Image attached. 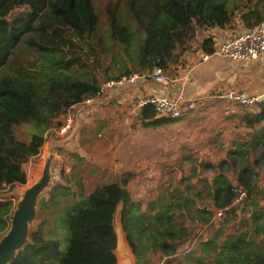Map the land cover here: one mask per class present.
Returning <instances> with one entry per match:
<instances>
[{"label": "trees", "instance_id": "trees-1", "mask_svg": "<svg viewBox=\"0 0 264 264\" xmlns=\"http://www.w3.org/2000/svg\"><path fill=\"white\" fill-rule=\"evenodd\" d=\"M93 3L0 0V191L26 184L24 165L39 155L45 134L60 130L67 112L84 99L97 96L106 81L134 72H159L168 77L199 33L233 28L236 15L245 29L264 21V0H240L230 8L225 0H116L115 5L105 8L109 32V40H105L97 32ZM196 49L212 55L215 43L204 37L194 52ZM107 57L110 64L102 67V59ZM252 108L253 112L236 116L248 130L242 136L247 139L232 142L226 159L217 165L219 174L211 180L198 178L193 186L185 187L184 192H193V199L178 188L168 189L142 210L139 203L132 202L126 180L97 185L86 193L83 177L89 172L87 162L66 154L69 161L62 176L67 186H56L40 204V225L30 235L33 245L19 253L12 264H116L113 219L119 205L121 227L136 261L144 262L147 254L153 253L158 255L159 264H173L182 245L190 246L198 230L211 227L217 211L224 214L221 223L237 221L236 207L232 206L235 188L222 175L227 169L236 172L237 184L246 193L248 217L238 220L241 231L221 245L214 237L199 246L207 253L215 252L217 264H264V197L256 195L249 165L252 157L259 163L256 153L264 155V101ZM107 119L82 129L84 149L91 148L101 130L103 134L107 131ZM137 120L142 128L177 121L156 117L149 104L137 108ZM23 124L33 131L28 142L14 135V127ZM210 167L197 164L193 174L198 168ZM203 195L210 197L213 209L203 206ZM12 209L11 200L0 199V234L8 227ZM189 213L191 221L185 223ZM191 222L193 232L192 225L188 228ZM192 253L183 252L185 262L203 264Z\"/></svg>", "mask_w": 264, "mask_h": 264}, {"label": "rangeland", "instance_id": "rangeland-1", "mask_svg": "<svg viewBox=\"0 0 264 264\" xmlns=\"http://www.w3.org/2000/svg\"><path fill=\"white\" fill-rule=\"evenodd\" d=\"M238 1L240 0H225V5L230 8ZM115 3L116 0H94L93 3L98 17L97 32L100 37L104 35L105 38H102L105 40H109V36H107L109 33L108 18L105 8L108 5H115ZM125 21L129 22L130 19L126 16ZM238 22L242 24L238 15H236L234 26ZM235 29L238 30V27ZM212 32L214 31L208 30V33H199L195 37L194 43L191 44L189 51L179 58V62L183 65L191 66L193 61H197L199 52L193 55L197 42H200ZM105 46L107 45L104 44L103 48ZM107 49L109 48L107 47ZM108 64H110V57L102 59V67H106ZM109 70L111 71V69ZM107 82L109 81L103 83V89ZM104 93L107 97L104 105L93 109L88 114L85 113L87 118L85 122H90L91 125L89 126L94 125L98 120H102L103 117H108L107 120L110 125L109 128L105 127L107 133L103 134L101 130L99 137L91 141L92 146L88 151L82 147L85 155L81 159L87 162L89 169V172L83 177L86 193L97 185L126 180V188L132 202L139 203L142 210L148 207V203L166 195L168 189L178 188L189 199H193V192H184L185 187L193 186L198 181V178L211 180L216 174H219L217 165L226 159L230 143L234 140L244 142L247 139L243 138V134L248 130L241 127L239 120L237 118L234 119L233 116L237 113L242 114L241 112H253V108L238 110L237 107L230 106L228 103L212 101L199 104L195 102L193 111L186 112L188 115L193 113V118L196 119V121H193V152H187L186 148H181L183 144L188 146L191 144L190 132L187 129H179L170 125L158 128H142L137 120V102L135 99H130L126 96L128 93L127 89H117L113 93L112 90L107 89L106 91L103 90ZM112 101L115 102L114 105L109 106ZM76 108L77 105L64 116V125L60 130L52 129L45 134L44 148L50 140L56 142L69 134L76 123ZM32 133L33 131L28 125L23 124L14 127L15 138L19 141L28 142ZM206 144L207 146L204 147ZM66 154L68 152L62 150L57 152L59 157L57 168L61 172L60 178L62 179H64L62 169L65 162L69 161ZM42 155L43 152L40 151L38 156L24 165L27 183L31 176L39 172ZM258 157H260L259 163H254L252 157L249 160V165L253 168L251 180L257 192L256 195L262 198L264 197V155L261 157L260 153H256V158ZM193 160L197 162H193ZM200 163L214 168H198V173L194 175L193 166ZM68 171L69 169L66 168L65 172L67 173ZM222 175L235 188L236 200L233 202V206L236 207L237 221L223 224L220 218L224 214H221V217L220 215L213 216L211 227L207 226L198 230L197 238L190 246L182 245L180 247L181 254L173 261V264H188L184 260V251H193V257H198L203 264H217L216 253L211 251L208 254L199 245L207 239H214V237H216L217 244L221 245L232 234L241 231L237 222L243 216L247 218L249 213L247 210L250 209L249 207L244 208V204L247 203L246 196L242 200L238 199L237 194L240 187L237 184L235 171L227 169ZM14 192L13 186H7L0 191V199L11 200L14 206L16 202V197L13 196ZM202 203L208 210L213 209L210 205L209 196L203 195ZM121 209L122 206L119 205L113 219V226L117 236L115 250L117 261L119 260L120 248L130 251L126 242V235L121 227ZM190 215L191 213L187 214V218L183 219L185 223L191 221ZM191 225L192 222L188 228ZM191 228L193 232V225ZM157 257L158 255L149 253L144 262H137L132 255V260L133 264H159ZM191 264L199 263L193 261Z\"/></svg>", "mask_w": 264, "mask_h": 264}, {"label": "crops", "instance_id": "crops-1", "mask_svg": "<svg viewBox=\"0 0 264 264\" xmlns=\"http://www.w3.org/2000/svg\"><path fill=\"white\" fill-rule=\"evenodd\" d=\"M237 27L238 30L244 29L243 25L238 22L233 28L209 29L214 32L207 35V37H211L216 45L221 40L232 36L237 31L235 29ZM204 32L208 33V30ZM198 52L197 56H199V59L197 61H193L191 66L181 63L177 64L171 74L166 77L167 81L165 83H156L153 79H148L146 82H139L136 87H130L126 96L138 101V99L151 94L159 96L172 94L180 95L185 100H194L199 104L216 101L228 103L230 106L237 107L238 110L241 108L243 110L252 108V106H240L227 102L220 97L230 91L260 95L264 91V73L260 68V62H230L224 58L212 55L203 61L200 58L205 54L201 53V51L197 50L193 55ZM237 114L233 116L234 119L239 116ZM193 121H196L193 118V113L188 115L185 112L179 120L167 124V126L187 129L190 132L191 144L189 146L187 144L181 146L182 149L186 148L187 152H193ZM206 146L207 144L204 147Z\"/></svg>", "mask_w": 264, "mask_h": 264}, {"label": "water", "instance_id": "water-1", "mask_svg": "<svg viewBox=\"0 0 264 264\" xmlns=\"http://www.w3.org/2000/svg\"><path fill=\"white\" fill-rule=\"evenodd\" d=\"M106 101L107 97L104 93L95 97L90 104L77 105L76 123L69 134L56 142L50 140L45 148L44 145L42 146L43 155L40 158L39 172L31 176L28 183L13 186L16 202L7 218L8 227L0 234V264H12L19 253L24 252L27 246L33 245L30 235L36 233L40 225L38 218L40 204L48 200L56 186H67L65 180L60 178L61 172L57 168L58 150L80 158L84 157L81 131L84 127L91 125L90 122H85L87 120L85 113L88 114L93 109L104 105ZM119 251V260L116 264H133L131 251L125 248H120Z\"/></svg>", "mask_w": 264, "mask_h": 264}, {"label": "built area", "instance_id": "built-area-1", "mask_svg": "<svg viewBox=\"0 0 264 264\" xmlns=\"http://www.w3.org/2000/svg\"><path fill=\"white\" fill-rule=\"evenodd\" d=\"M209 56L211 55H202L200 59L205 61ZM212 56H218L230 62L237 63L259 61L260 68L264 73V21L252 28L237 30L232 36L221 40L215 45ZM148 79H153L156 83H165L167 81V78L159 72H153L151 74L133 73L117 81L107 82L104 89L102 88L97 96L103 94V90L106 91L107 89L112 90V93L121 88L129 91L130 87H136L139 82H146ZM95 97L84 99L82 104H90ZM220 98L240 106H253L257 102L264 101V91L260 95H249L245 92L230 91L224 93ZM136 104L137 108L144 107L148 104L152 105L156 117L172 120H178L183 112H188L195 108L194 100H185L180 95L172 94L162 96L147 95L138 99ZM237 195L239 200H242L246 196L242 189H239ZM221 214H223L222 211L216 212V215H220V217Z\"/></svg>", "mask_w": 264, "mask_h": 264}]
</instances>
